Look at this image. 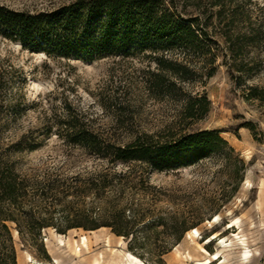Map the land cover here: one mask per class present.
<instances>
[{"label":"trees","instance_id":"trees-1","mask_svg":"<svg viewBox=\"0 0 264 264\" xmlns=\"http://www.w3.org/2000/svg\"><path fill=\"white\" fill-rule=\"evenodd\" d=\"M0 37L31 53L67 60L150 52L157 72L149 93L177 105L172 120L153 132L133 129L134 116L121 106L108 129L95 128L67 107L63 119L46 125L47 133L55 131L97 163L71 178L59 170L24 169L23 153L37 142L27 135L7 140L8 127L1 125L0 264H18L15 232L22 245L33 247L48 228L59 234L108 228L144 263L164 264L163 257L203 216L188 215L175 193L152 183V174L209 160L239 161L217 131L192 129L209 114L211 102L187 86L197 76L211 78L220 60L240 97L264 110V85L254 82L264 71L263 10L250 12L236 0H66L36 13L0 5ZM240 127L264 143V133H256L252 123ZM215 213L218 208L209 217Z\"/></svg>","mask_w":264,"mask_h":264},{"label":"rangeland","instance_id":"rangeland-1","mask_svg":"<svg viewBox=\"0 0 264 264\" xmlns=\"http://www.w3.org/2000/svg\"><path fill=\"white\" fill-rule=\"evenodd\" d=\"M65 1L0 0V5L36 13ZM236 1L250 12H264V0ZM153 56L134 52L127 58L67 60L31 53L0 37V126L8 127L4 138L27 135L38 144L23 153L24 169L59 170L71 178L97 167L90 155L67 146L55 131L47 133L46 125L63 119L67 107L86 115L95 128L111 127L118 106L134 116L133 129L153 132L172 120L175 102L157 100L149 93V80L157 72ZM217 67L211 78L197 76L187 86L189 91L205 92L211 102L209 114L192 129L217 131L235 149L240 162L226 165L209 160L197 167L152 174V183L166 194L175 193L186 204L188 215L203 216L192 228L198 234L188 236V230L163 257L164 264H202L214 253L223 262L210 264H264V143L255 142L251 132L240 127L252 123L256 133H264V110L240 97L220 60ZM254 82L264 85V71ZM160 206L174 209L167 202ZM216 208L218 213L209 217ZM82 237L87 239L85 247ZM14 239L18 264H132L127 254L135 256L124 239L108 228L71 229L65 234L48 228L33 247L22 245L15 233ZM27 254L33 262L26 261Z\"/></svg>","mask_w":264,"mask_h":264},{"label":"bare ground","instance_id":"bare-ground-1","mask_svg":"<svg viewBox=\"0 0 264 264\" xmlns=\"http://www.w3.org/2000/svg\"><path fill=\"white\" fill-rule=\"evenodd\" d=\"M217 216V215H216ZM215 216V217H216ZM17 232H15L16 234ZM188 236H191L193 234H198V231L196 229H191L188 233ZM213 238V237H212ZM86 243H87V239L86 237H82V240H81V245L82 246H86ZM204 251V250H203ZM247 254V253H246ZM127 256L132 260V264H145L143 261H141L140 259H138L137 257L135 256H132L131 254H127ZM26 261L28 262H33V258L30 256V255H26ZM212 261H215L216 263H222L223 260L221 257H219L218 253H214L211 255L210 259H206L202 262V264H210Z\"/></svg>","mask_w":264,"mask_h":264}]
</instances>
